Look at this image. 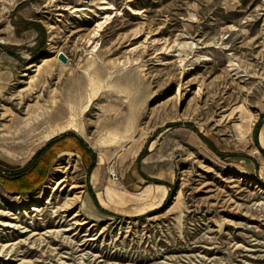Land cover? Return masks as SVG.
<instances>
[{"label":"rangeland","instance_id":"1","mask_svg":"<svg viewBox=\"0 0 264 264\" xmlns=\"http://www.w3.org/2000/svg\"><path fill=\"white\" fill-rule=\"evenodd\" d=\"M140 27L156 40L132 51ZM39 104L51 114L27 130ZM68 160L82 185L72 212L89 220L84 233L103 234L91 252L119 264H264L253 205L264 199V0H0V206L33 227L53 221L28 212L63 199L50 185ZM22 234L0 227V240Z\"/></svg>","mask_w":264,"mask_h":264},{"label":"bare ground","instance_id":"2","mask_svg":"<svg viewBox=\"0 0 264 264\" xmlns=\"http://www.w3.org/2000/svg\"><path fill=\"white\" fill-rule=\"evenodd\" d=\"M100 9H111L113 5L106 3V1H101ZM84 8L75 7L74 11L84 12ZM104 21L98 20L88 37L92 42L96 38V33L102 28L103 24L108 20L110 14L104 10ZM152 30H145L143 27L137 28L134 32L135 35L139 34V45L132 47V51L137 50L140 46H148L149 41L156 40L151 35ZM129 35H125V38H128ZM138 36V35H137ZM163 48L168 51L174 49V44H171L170 41H164ZM179 58L182 64H184V57L179 53ZM44 62L48 61L47 57L42 59ZM32 66H37V63L32 62L28 68ZM29 74L27 71L24 72V75ZM201 90V87H199ZM56 103V100H53ZM31 118L26 124L27 130H33L40 121L45 117L46 113L51 114L49 107H44L39 104L35 110L31 111ZM11 126H8V130L13 135L21 133V127H17L16 131H12ZM143 143V142H142ZM142 143L138 144L136 147L137 153L142 147ZM131 152L128 151V154ZM127 154L123 157V162L127 160ZM72 163L64 161L59 163L57 169L59 170V176L56 178L55 182L50 185L53 192H57V196L63 195V199L55 204H40L35 203L32 212H28L33 215L43 217L47 211H50L53 221L49 222L47 225L41 228L33 227L29 223H26L21 220V215L19 212L13 210L12 208H2L0 206V227L4 230H9L14 232L21 229L24 234H22L18 239H7L0 240V264L5 262L6 258L12 260L15 259L13 264H119L115 260H110L105 258L103 255L98 253L91 252L88 248V244L92 242L93 239H97L103 234L100 232L92 233L89 232L90 226L86 229L87 232H83L84 225L89 223L87 218H81L78 211L72 212V208L79 205L82 201V194L77 188L81 187V183L75 180V171L72 169ZM93 178L96 182H99V169H97ZM107 197L111 199H119L118 195L110 187L106 189ZM0 200L3 199L0 192ZM239 205V204H238ZM253 205L257 206L259 209L264 212V199L255 202ZM44 220V219H43ZM226 219H222L219 223V229L223 230L226 225ZM93 228V227H91ZM73 230V233L71 231ZM64 244L69 245L70 251H63ZM26 246L35 247L39 250L40 254L36 257L29 258L27 257L24 248ZM244 244H240L237 247H243ZM255 259L256 257H252ZM252 260V259H251ZM252 262V261H250Z\"/></svg>","mask_w":264,"mask_h":264},{"label":"trees","instance_id":"3","mask_svg":"<svg viewBox=\"0 0 264 264\" xmlns=\"http://www.w3.org/2000/svg\"><path fill=\"white\" fill-rule=\"evenodd\" d=\"M11 53H12V52H11ZM66 135H67L66 133H63V134H60V135L55 136V137L52 139V141H50L49 145H50L52 142H54V141H57V140H59V139H62V138H64V137H66ZM73 136H76V134H73ZM77 137H79V136L77 135ZM79 138H80L81 143H82L83 145H85V147H87V148L90 150V152L93 154V156H96L95 152H94L93 150H91V149L89 148V146H88L86 143H84V140H83L81 137H79ZM47 145H48V144H47ZM147 149H148V147L140 153V155H139V157H138L139 159H140L143 155L146 154ZM95 165H96V163H95V157H94V160L92 161V164H91V166H90V170H91V171L94 169Z\"/></svg>","mask_w":264,"mask_h":264},{"label":"water","instance_id":"4","mask_svg":"<svg viewBox=\"0 0 264 264\" xmlns=\"http://www.w3.org/2000/svg\"><path fill=\"white\" fill-rule=\"evenodd\" d=\"M58 58L59 59H61L62 61H67V56L65 55V53L64 52H60L59 54H58Z\"/></svg>","mask_w":264,"mask_h":264},{"label":"built area","instance_id":"5","mask_svg":"<svg viewBox=\"0 0 264 264\" xmlns=\"http://www.w3.org/2000/svg\"><path fill=\"white\" fill-rule=\"evenodd\" d=\"M112 176H113L114 178H117V177H118V175H117L116 172H112Z\"/></svg>","mask_w":264,"mask_h":264}]
</instances>
